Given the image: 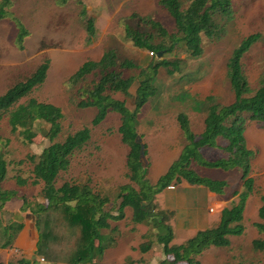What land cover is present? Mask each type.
Instances as JSON below:
<instances>
[{
	"label": "trees",
	"instance_id": "obj_1",
	"mask_svg": "<svg viewBox=\"0 0 264 264\" xmlns=\"http://www.w3.org/2000/svg\"><path fill=\"white\" fill-rule=\"evenodd\" d=\"M52 1L57 6H64L69 0ZM157 3L172 19V30H168L153 16L142 17L136 13L125 18L122 24L125 41L139 51L153 54L147 66H136L130 60L119 62L116 52L111 49L98 61L83 63L68 79L69 87L73 91L75 89L72 101L76 108L95 110L93 127L103 123L110 114L119 116L117 133L127 149L125 177L128 183L116 189L113 202L118 203L110 211L106 210L112 201L109 195L102 189L93 191L89 181L64 183L60 188L56 187L59 175L70 169L74 153L89 140L90 130L83 128L60 141L63 121L61 109L30 97L33 91L44 84L49 61L44 60L29 77L0 96V117L5 118L12 135H17L25 146L32 144L38 137L50 143L39 155L27 156L26 161L32 167L31 177L19 174L13 176L14 184L19 188L41 185L40 196L46 201L45 206L30 203L26 196H18L14 188H4L8 165L12 162L6 161L1 150L3 141H0V214H3L8 202L20 199V211L30 212L35 218L37 251L48 262L51 259L47 249L55 238V232L49 226V212L64 215L63 230L72 239V246L68 243V246L63 247L66 256L62 262L69 264H97L107 247L105 232H114L109 222L122 220L127 208L133 214L131 220L134 224L158 228L156 242L165 257L160 264H201L198 258L204 251L210 247L227 248L230 246L229 237L241 236L245 231L247 201L255 192V180L251 177L254 152L247 147L245 131L249 123L264 127V71L253 88L244 74L242 60L262 36L253 34L242 39L230 55L226 78L233 95L231 103L222 105L213 96L199 102L194 100L193 109L204 114L201 134L196 136L191 131L185 114L177 116L186 145L167 172L151 185L147 179V166L142 161L147 153L143 137L138 132V119L142 108L158 97L156 83L159 71L164 70L170 77L179 74L184 63L180 59L181 53L184 59H200L203 55V39L223 37L224 25L232 19L234 7L232 0H191L186 8L181 0H157ZM11 5L10 0H0V21L6 17L7 7ZM79 17L87 34L86 42L91 43L95 36V19L87 14L84 7ZM24 34L26 31L22 29L17 36L19 42ZM159 52H162L160 59ZM173 54L174 57H171ZM134 85L135 93L132 95L130 90ZM116 95L123 98H116ZM128 98L134 101L132 110L127 107ZM4 142L9 143L8 140ZM202 149L216 151L221 156L215 160H205L201 155ZM14 164L18 166L22 161ZM196 167L198 171L203 168L236 171L241 189L232 193L236 200H232L221 211L214 228L200 230L184 243L173 245L172 229L167 223L170 217L168 213L157 211L153 204L157 194L170 186L182 184L203 187L220 197L226 194L227 182L202 177ZM257 215L258 222L253 227L262 239L253 241L252 247L255 252L264 254V187ZM18 217L0 225V250L12 249L24 229L25 224ZM150 248L151 243L140 246L142 252ZM32 258L21 257L10 264H38ZM123 264H134V261L128 259Z\"/></svg>",
	"mask_w": 264,
	"mask_h": 264
},
{
	"label": "rangeland",
	"instance_id": "obj_2",
	"mask_svg": "<svg viewBox=\"0 0 264 264\" xmlns=\"http://www.w3.org/2000/svg\"><path fill=\"white\" fill-rule=\"evenodd\" d=\"M6 17L0 21V96L16 83L24 81L44 61H49V70L44 84L30 95L40 102L53 104L63 113L62 132L59 140L76 133L83 128L90 130V138L71 158V167L66 173L59 175L56 187L64 183L89 181L93 191L100 189L112 200L106 206L110 211L118 202H113L116 189L128 183L126 179L127 149L121 143L117 129L120 125L119 116L110 114L99 126L93 127L94 109L81 110L72 101L74 91L68 85V79L87 61H98L107 50H114L118 61H132L136 66H147L150 60L148 52L133 48L123 39V20L136 13L142 17L153 16L168 30L174 23L168 14L161 10L157 0H69L64 6H57L52 0H10ZM191 0H181L187 7ZM233 17L224 25V35L220 39H203V55L200 59H180L184 62L181 71L174 77L166 75L160 69L156 88L158 97L148 102L139 115L138 132L143 137L146 146V157L142 158L147 166V179L154 185L163 176L174 161L179 158L186 145L182 131L177 122L181 113L188 117L191 131L198 136L203 130L204 114L196 112L194 100L203 101L213 96L222 105L232 102L233 95L226 78L227 63L232 51L242 39L253 34L262 36L242 60L243 71L248 82L256 87L261 73L264 71V0H232ZM95 19V36L91 43L86 42V31L80 20L82 8ZM25 30L22 40L18 34ZM170 57V56H166ZM174 57V54L171 55ZM185 60V61H184ZM135 85L130 90L135 93ZM116 98L122 99L123 97ZM188 97L184 99V97ZM23 102V101H22ZM127 107L132 110L134 101L126 99ZM245 138L247 147L254 152L251 165V177L255 180V192L247 201L244 213L245 231L241 236L229 237L227 248L210 247L198 258L201 264H264V254L255 252L252 242L262 239L253 227L258 222L260 195L264 187V127L249 123L246 126ZM9 143L5 144L4 141ZM0 141L3 155L9 163L7 181L4 188H14L18 196H26L30 203L46 201L40 196L42 186L19 188L14 184L13 176L31 177V165L26 161L29 155H39L49 146V142L38 137L29 146L23 145L17 135L10 133L5 118L0 117ZM205 160H215L221 155L216 151L202 149ZM22 161L15 166L14 163ZM198 168L196 167V171ZM200 176L228 183L226 194L221 199L230 205L234 191L241 185L236 171L224 172L220 169H200ZM179 187V186H177ZM175 188V187H174ZM166 190V189H165ZM165 190L156 195L153 204L157 211L168 213L167 222L172 229L173 245H180L192 238L198 231L214 228L218 221L211 225L199 219V211L207 213V208L200 207L199 195L189 194L187 202L179 200L178 210L167 209ZM201 203V201H200ZM22 202L13 199L5 205L0 214V225L14 220L16 216L23 222L27 233L17 250H0V264H10L21 257H34L38 264H69L62 262L64 246H72V239L65 234L64 215L60 212H49V226L55 232L51 240L47 261L44 255L37 251V233L34 229L35 218L30 212L20 211ZM186 207V208H185ZM182 208H185L182 210ZM221 207L213 206L214 213H219ZM210 210V209H209ZM125 217L117 222H109L114 232H105L106 250L97 264H123L133 260L134 264H160L165 257L161 246L156 242L158 228L147 225H136L132 222L130 209H125ZM216 219V214L213 217ZM54 221L55 224L54 225ZM64 234V235H62ZM53 237V236H52ZM52 239V238H51ZM151 243L147 252H142L140 246ZM40 259H44L41 262Z\"/></svg>",
	"mask_w": 264,
	"mask_h": 264
},
{
	"label": "crops",
	"instance_id": "obj_3",
	"mask_svg": "<svg viewBox=\"0 0 264 264\" xmlns=\"http://www.w3.org/2000/svg\"><path fill=\"white\" fill-rule=\"evenodd\" d=\"M189 194H197L199 195V204H203V205H198L197 207L200 209H202V207L207 208V213L203 212V216H201L200 211L197 214V219H196V223H198L199 219H203V221L205 223H208V225H211L213 222H217L219 221V217H220V213L223 209H225L227 207L226 205V201H223L220 196L215 195L214 193L209 192L208 190L204 189L203 187H194V186H189L186 184H182L179 187H175L174 189H166L164 196L168 201V204L166 206V210L167 209H172L173 211L178 210V202L179 200H182L183 202H187V196ZM201 201V203H200ZM213 206H217V208H220V212L219 213H214L212 210ZM186 208V207H185ZM185 208H182L185 209ZM210 209V210H209ZM216 214V219H213V217ZM26 229V226L24 227V229L20 232L19 236L17 237L14 246L12 247V249H10V251L14 252V250H17V244L20 243L22 239L26 238V236L28 235L27 233L23 234V231ZM23 242V241H22ZM34 259V258H32Z\"/></svg>",
	"mask_w": 264,
	"mask_h": 264
},
{
	"label": "built area",
	"instance_id": "obj_4",
	"mask_svg": "<svg viewBox=\"0 0 264 264\" xmlns=\"http://www.w3.org/2000/svg\"><path fill=\"white\" fill-rule=\"evenodd\" d=\"M150 56H152L153 54L152 53H149ZM168 189H174L173 186H170ZM41 262H44V259H40Z\"/></svg>",
	"mask_w": 264,
	"mask_h": 264
},
{
	"label": "water",
	"instance_id": "obj_5",
	"mask_svg": "<svg viewBox=\"0 0 264 264\" xmlns=\"http://www.w3.org/2000/svg\"><path fill=\"white\" fill-rule=\"evenodd\" d=\"M161 56H162V52H159V53H158V59H160Z\"/></svg>",
	"mask_w": 264,
	"mask_h": 264
},
{
	"label": "clouds",
	"instance_id": "obj_6",
	"mask_svg": "<svg viewBox=\"0 0 264 264\" xmlns=\"http://www.w3.org/2000/svg\"><path fill=\"white\" fill-rule=\"evenodd\" d=\"M169 188V187H168Z\"/></svg>",
	"mask_w": 264,
	"mask_h": 264
}]
</instances>
